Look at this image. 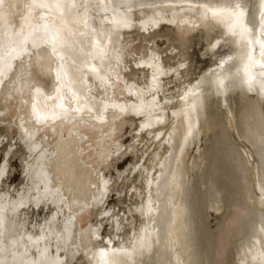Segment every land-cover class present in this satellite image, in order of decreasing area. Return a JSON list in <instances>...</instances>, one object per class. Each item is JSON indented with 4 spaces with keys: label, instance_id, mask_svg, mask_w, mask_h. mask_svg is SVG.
Listing matches in <instances>:
<instances>
[{
    "label": "bare ground",
    "instance_id": "bare-ground-1",
    "mask_svg": "<svg viewBox=\"0 0 264 264\" xmlns=\"http://www.w3.org/2000/svg\"><path fill=\"white\" fill-rule=\"evenodd\" d=\"M41 2L0 6V83L40 43L58 79L32 52L0 91V264H264V0Z\"/></svg>",
    "mask_w": 264,
    "mask_h": 264
},
{
    "label": "water",
    "instance_id": "water-1",
    "mask_svg": "<svg viewBox=\"0 0 264 264\" xmlns=\"http://www.w3.org/2000/svg\"><path fill=\"white\" fill-rule=\"evenodd\" d=\"M257 19L258 20H257V22L255 24V40H254L255 47L253 48V52L259 51V49L261 48V41H263V38H264V34H263L262 27H261V23L259 22V18H257ZM107 25L111 26V23L109 22V20L107 22ZM256 38H257V40H256ZM32 52L33 53L45 52L46 54L50 55V57H51V66H52L51 71H52L53 84H55V86L57 85L58 79H57V76H55V72H54V68H55V65H56V62H57L56 58H55L51 48L47 44L40 43V44L35 45L34 47L28 46L26 52H24L18 58H14L13 59V63L11 65V68H10L9 72L6 75V78H4L3 81L0 83V91L3 89L4 86L6 87L5 84H6V82H8L9 78L12 76V72H14L16 66L20 62L26 63V61L29 60V57H30ZM55 86H53V88H55ZM33 103H34V99H32V97L30 96V98L26 100V105H25L26 111H27V116L29 118H32V125L37 126L39 128H41V127H43V128L45 127L46 128V126L48 124V121H45L43 119H39L37 117V115L35 114V111H34ZM69 103H71V104H69V106H66V114H67L68 117L76 116L80 120H83V121H87L88 120V118H89L88 117L89 116L88 112L78 113L77 111H74L71 108L74 103L73 102H69ZM108 111H109V113L116 114L115 110L108 109ZM131 117H133L138 123L139 121H141L143 115H142V112L140 110H138V111L135 110L134 111V115H132ZM26 152L28 153V151H26ZM129 160H130L129 156L125 157L119 163L120 166L126 165ZM12 164L14 165V167L16 169V172H14L12 179H13V181H16L19 177H21V169L18 168L19 164H18L17 160L16 161L14 160L12 162ZM112 199H113V195H110L109 198L106 201V206L109 205V203L112 201ZM48 202H49L48 200L45 201L46 204ZM49 207L50 206L48 205L47 206L48 210H50ZM106 233H107V224H103L102 228L99 231L100 238L97 240V242H99V243L103 242L104 239H105Z\"/></svg>",
    "mask_w": 264,
    "mask_h": 264
},
{
    "label": "snow or ice",
    "instance_id": "snow-or-ice-1",
    "mask_svg": "<svg viewBox=\"0 0 264 264\" xmlns=\"http://www.w3.org/2000/svg\"><path fill=\"white\" fill-rule=\"evenodd\" d=\"M4 4V0H0V6H2ZM28 7H31V5H27ZM40 8H47L50 11L53 9H70V8H76L77 4L75 2V0H70L69 3H64L62 2V0H46V2H41L38 5ZM9 7H11V4L9 5ZM219 12L217 10H213V15H218ZM43 15V14H42ZM243 13H237V19L239 18V16H242ZM262 18H264V16H262ZM44 28L46 31L51 33V43L53 45V51H55V47L57 42H59L61 45L63 44V39L61 37V29L59 27H56L54 22H53V27L51 29H49L48 27V23L45 22L44 24ZM261 47H262V51H264V41H261ZM261 63V67H264V61L260 62ZM260 75H264V72H261ZM250 82V80H249ZM103 251V250H102Z\"/></svg>",
    "mask_w": 264,
    "mask_h": 264
}]
</instances>
